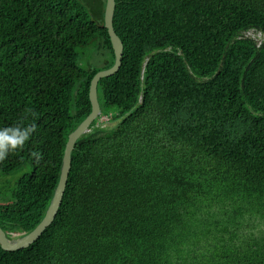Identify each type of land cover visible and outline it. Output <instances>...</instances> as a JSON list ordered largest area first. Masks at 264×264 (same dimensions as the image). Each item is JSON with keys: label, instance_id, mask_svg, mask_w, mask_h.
I'll return each mask as SVG.
<instances>
[{"label": "trees", "instance_id": "1", "mask_svg": "<svg viewBox=\"0 0 264 264\" xmlns=\"http://www.w3.org/2000/svg\"><path fill=\"white\" fill-rule=\"evenodd\" d=\"M115 1L122 64L98 82L61 206L0 264H264V0ZM106 4L0 0V127L36 125L0 161V178L30 167L0 201L10 238L45 217L115 62ZM90 45L102 66L82 65Z\"/></svg>", "mask_w": 264, "mask_h": 264}, {"label": "water", "instance_id": "2", "mask_svg": "<svg viewBox=\"0 0 264 264\" xmlns=\"http://www.w3.org/2000/svg\"><path fill=\"white\" fill-rule=\"evenodd\" d=\"M115 0H107L105 9V26L107 27L113 48L115 51V62L107 69L99 70L93 77L90 86V100L92 103V111L90 114L79 124V126L69 134L66 144L65 153L63 157V164L59 183L56 187L51 204L43 220L29 233H12V237H8L7 233L0 225V245L5 250H17L26 248L35 242L44 232V230L52 224L57 212L61 206L64 192L67 186L69 173L72 166L71 154L76 141L86 132L89 131L94 120L101 113V106L98 100L97 86L99 80L104 76H109L117 72L122 64V57L124 51V44L120 36L116 33L114 28V13H115Z\"/></svg>", "mask_w": 264, "mask_h": 264}, {"label": "rangeland", "instance_id": "3", "mask_svg": "<svg viewBox=\"0 0 264 264\" xmlns=\"http://www.w3.org/2000/svg\"><path fill=\"white\" fill-rule=\"evenodd\" d=\"M247 35H251L256 37L257 39H260L262 37L261 33H255L253 31H250L247 33ZM81 52L83 55L82 62H84L83 66H88L89 64L96 65V66H102L105 62V57L98 53L93 46H85L81 48ZM107 119V117L102 116L101 121ZM118 120H114L111 122L105 123V125L112 126L116 124ZM30 169V167H24V168H18L13 170L9 174H4L0 178V201H3L5 199H9L11 197V190L15 184V181L19 176H21L23 173L27 172Z\"/></svg>", "mask_w": 264, "mask_h": 264}, {"label": "clouds", "instance_id": "4", "mask_svg": "<svg viewBox=\"0 0 264 264\" xmlns=\"http://www.w3.org/2000/svg\"><path fill=\"white\" fill-rule=\"evenodd\" d=\"M35 130L36 125L34 123L0 127V161L5 160L9 153L21 149ZM31 155L36 159L40 158L39 152H33Z\"/></svg>", "mask_w": 264, "mask_h": 264}, {"label": "built area", "instance_id": "5", "mask_svg": "<svg viewBox=\"0 0 264 264\" xmlns=\"http://www.w3.org/2000/svg\"><path fill=\"white\" fill-rule=\"evenodd\" d=\"M105 117H107V118H108V116H105Z\"/></svg>", "mask_w": 264, "mask_h": 264}]
</instances>
